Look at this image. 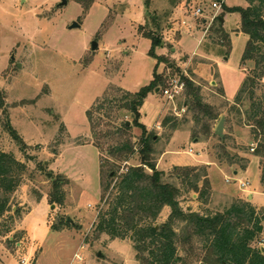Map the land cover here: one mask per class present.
<instances>
[{"label": "rangeland", "instance_id": "rangeland-1", "mask_svg": "<svg viewBox=\"0 0 264 264\" xmlns=\"http://www.w3.org/2000/svg\"><path fill=\"white\" fill-rule=\"evenodd\" d=\"M61 1L0 0V152L11 155L21 169L18 186L0 217V264H139L129 239H111L95 228L118 195L113 187L139 165L141 131L125 110L99 115L109 125L102 129L110 133L123 122L131 125L135 148L127 162L116 163L119 169L102 200L101 182L110 180L105 178L106 167L100 174L99 160L107 155L94 146L86 114L93 113L102 98L119 100L122 93L134 94L150 83L156 61L149 56L151 43L143 34L157 30L152 17L161 38L154 54L173 60L200 87L203 103L220 114L212 129L225 119L223 147L229 154L219 162L215 158L219 138L214 134L215 138L193 140L191 122L176 131L161 127L167 116L179 121L186 116L183 90L173 100L163 90L149 94L139 122L158 137L154 158L157 167L164 153L156 168L164 173L162 181L180 188L177 200L185 213L221 212L241 200L264 216L260 183L264 163L253 155L256 144L245 118L238 125L236 114L229 111L244 79L254 75V63L241 62L248 37L240 32V15L212 8L219 4L216 0H64L66 4L59 6ZM222 3L225 8L247 7L244 0ZM197 9L201 14L195 16ZM216 17L223 19L229 48L208 40ZM73 23L78 27L72 28ZM164 68L160 64L157 73ZM256 83L255 101H259L264 80ZM248 106L244 102L239 108L244 112ZM232 156L247 161L244 170L239 163L229 164ZM181 167H205L211 190L206 204L197 200V192H185L175 180L174 169ZM240 183L247 186L241 188ZM252 193L254 199H248ZM169 213V208H162L155 224L165 222ZM184 225L175 226L177 234H182ZM262 226L251 246L264 253V221ZM178 253L186 258L180 244ZM187 262L201 264L192 257Z\"/></svg>", "mask_w": 264, "mask_h": 264}, {"label": "trees", "instance_id": "trees-1", "mask_svg": "<svg viewBox=\"0 0 264 264\" xmlns=\"http://www.w3.org/2000/svg\"><path fill=\"white\" fill-rule=\"evenodd\" d=\"M216 1L223 11L240 15V32L248 37L241 62H253L254 75L244 79L234 105L229 111L230 113L234 111L236 114L238 125H243L242 121L245 118L246 125L251 127L256 144L253 155L262 160L260 161L262 165L264 163V94L262 100L255 101L254 87L257 81L264 80V0H244L247 3L246 8H225L223 0ZM219 19L216 17L213 20L209 28L212 35L208 37V40L213 41L215 45H225L229 48L228 34L224 31ZM152 21L157 30H148L143 34V37L151 43L149 56L156 61L150 83L134 94L122 93L123 96L119 100L108 101L102 98L94 104L93 113L89 111L86 114L92 129L94 146L107 155L99 160L100 174L106 167L109 170L105 178L110 180L107 184L101 182L102 200L105 199L104 196L109 191L111 181L117 174L115 170L119 169L116 163L127 162L131 156H134L135 148L130 140L131 125L123 122L115 133H110L107 130L109 125L104 123L99 115L105 113V117L112 112L125 110L132 115L133 126L141 131L137 152L139 165L125 172L120 177L119 183L113 187L112 190L117 191L118 195L112 202L113 206L110 210L99 216L95 231L111 239H129L139 264H189L188 257L196 259L201 264H264V253L251 246L263 232L264 216H260L249 202L234 200L229 207L216 213L207 212L202 215L196 212L185 213L177 200L180 188L163 182L164 173L156 169L154 145L158 137L155 133L147 131L139 122L140 110L149 94L161 93L172 78L183 81L182 107L185 109L186 116L181 121L177 120L176 116H167L163 119L161 127L176 131L191 122L193 140L215 138L212 125L218 121L220 114L213 107L203 103L200 87L182 74L173 60L154 54V49L161 46V38L156 18L152 17ZM160 64L165 68L159 74L156 69ZM244 102H248L249 106L242 112L239 105ZM94 113L98 116L94 117ZM188 115L191 116L189 120ZM102 127L107 129L103 130ZM7 129L14 141L20 143V138L10 126L7 125ZM225 140L226 137L218 139L219 145L216 148L219 153L215 154V158L219 162L224 160V157L228 158L229 155L223 147ZM104 147H106L105 150ZM235 159L238 161L236 162ZM228 162L229 164L239 163L241 170H244L247 165V161L238 159L237 156L230 157ZM174 171V178L180 187L185 192H197V200L206 204L211 197V190L205 167H181L175 168ZM20 172L21 169L14 158L0 152V217L6 212L8 196L18 186ZM202 178L203 185L199 188L198 183ZM260 183L264 190L263 178ZM57 186L58 181H55L54 187ZM112 190L108 195H113ZM105 203L108 205L110 202L106 199ZM164 207L169 208L170 213L167 220L157 226L155 221ZM178 223L185 224L182 234H177L175 230ZM195 241L198 244L196 247ZM179 244L184 248L186 258L179 255Z\"/></svg>", "mask_w": 264, "mask_h": 264}, {"label": "built area", "instance_id": "built-area-1", "mask_svg": "<svg viewBox=\"0 0 264 264\" xmlns=\"http://www.w3.org/2000/svg\"><path fill=\"white\" fill-rule=\"evenodd\" d=\"M212 8L219 9L221 8L220 4H213ZM201 10L197 9L194 13L195 16L200 15ZM184 89V83L179 78H172L168 81L167 87L163 90V94L167 97L169 100H173L176 96H178L181 91ZM183 110V109H182ZM247 184L240 183L241 188H245ZM80 260V259H79ZM22 264H26L25 261H22Z\"/></svg>", "mask_w": 264, "mask_h": 264}, {"label": "water", "instance_id": "water-1", "mask_svg": "<svg viewBox=\"0 0 264 264\" xmlns=\"http://www.w3.org/2000/svg\"><path fill=\"white\" fill-rule=\"evenodd\" d=\"M66 4V2L64 1V0H62L61 1V3L59 4V6H64ZM220 20V23H223V19H219ZM76 27H78L77 26V24H75V23H73V25H72V28H76ZM96 44L95 43H93L92 44V50H95L96 49ZM156 93H158V90H156ZM224 122H225V119L222 117L220 120H219V122H218V124H217V126H216V128H215V130H214V134H215V136L216 137H218L219 139H223V131H224ZM196 142V141H195ZM68 221H70V220H68ZM262 252H263V250H261Z\"/></svg>", "mask_w": 264, "mask_h": 264}, {"label": "crops", "instance_id": "crops-1", "mask_svg": "<svg viewBox=\"0 0 264 264\" xmlns=\"http://www.w3.org/2000/svg\"><path fill=\"white\" fill-rule=\"evenodd\" d=\"M145 116H147V114H144V115H143V117H145ZM163 154H164V153H162V155H161V157H160L161 160L163 159ZM161 160H160V161H161ZM160 161H158V164H157V167H156L157 169H158V165H159ZM233 173H234V172H233ZM234 174H235V173H234ZM251 195H252V196H251ZM247 198H248V199L252 198V200H253V199H254V194H253V193H252V194H248Z\"/></svg>", "mask_w": 264, "mask_h": 264}]
</instances>
